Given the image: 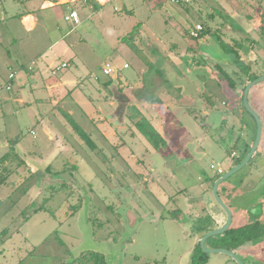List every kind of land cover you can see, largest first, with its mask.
I'll use <instances>...</instances> for the list:
<instances>
[{
  "label": "rangeland",
  "instance_id": "obj_1",
  "mask_svg": "<svg viewBox=\"0 0 264 264\" xmlns=\"http://www.w3.org/2000/svg\"><path fill=\"white\" fill-rule=\"evenodd\" d=\"M186 4L168 1L165 24L159 23L151 30L156 35L130 39L135 43L112 45L116 47L113 53L106 52L107 45L95 44L89 38L86 43L74 41L72 48L80 58L95 51V59L88 60L89 69L83 64L78 69V64H74L57 76L51 74L52 79L63 75L68 80L82 78V92L71 95L64 106L91 132L96 149L74 134L51 105L37 100L50 94L39 82L33 85L40 86L38 91L30 92L29 99L26 97L31 103L28 106L20 107L21 103L12 98L17 84L9 81L8 76L12 66L19 62L13 58L27 62L22 59L19 43L25 47L31 35L13 21L11 11L7 13L1 7V14L8 17L0 21V47L5 58L0 57V231L6 230L0 242L1 264H71L76 257L83 264H190L192 252L201 239L197 240V234L203 237L202 226L209 221L206 215L195 222L190 218L195 211L188 202L201 192L198 176L203 171L217 173L211 164H221L225 169L235 166L231 159L233 152L238 159L243 158L247 147L254 143L257 129L255 118L241 100L247 77L230 60L231 55L226 54L220 41L237 48L251 65V72H263L264 31L260 27L264 24V0H195ZM93 20L97 21L96 16ZM197 25L202 29L194 36L192 30ZM186 29L191 32L188 34ZM200 41L204 43L200 51L192 50L199 48ZM68 42L71 45L69 39ZM39 46L42 48L43 43ZM160 52L167 56L159 61ZM73 54L71 51L65 58ZM199 60L201 64L197 63ZM106 62L119 66L122 83L144 82L145 86L141 91L126 90L123 85L121 92L114 85L111 91L102 89L94 76L101 74L100 65ZM125 62L130 64L129 68L123 67ZM160 63L162 67L157 66ZM218 64L237 83L236 95L240 98L231 97L228 82L218 77ZM157 69L160 76L152 73ZM154 78L168 90L163 94L164 104L151 101L155 92L149 88ZM7 81L11 82L9 90ZM201 91L206 96L202 101L208 103L203 110L212 117L202 113L197 100ZM10 93L12 97L6 101ZM178 94L180 106L175 102ZM106 95L113 99V105L103 99ZM249 102L261 118L262 139L257 154L222 182L219 192L234 213L233 226L257 221L261 230L264 228L263 83L251 88ZM174 104L178 108H172ZM92 107L99 110L93 119L89 116ZM188 107L198 109L199 116L186 114L181 118L189 131L186 133L173 120L167 121L165 112L174 109L178 114ZM216 109L229 111L225 114L229 117L221 118ZM233 110L241 115L242 121L233 117ZM144 118L167 140L169 149L160 153L139 129L137 122ZM100 119L107 121L105 128ZM110 131L116 134L106 137ZM17 139L18 142L13 141ZM8 141L19 143L20 149L19 157L11 162L9 156L11 163L5 167L2 159L9 149L5 146ZM176 167L181 170L172 173ZM56 172L59 176L54 175ZM226 183L237 188L239 196L232 203L223 193ZM51 184L55 186L50 187ZM59 186L62 187L55 191ZM45 198L50 200L46 202ZM212 198L220 207L213 192ZM44 203L48 210L32 213L33 208ZM255 204L261 207L259 212H253ZM198 205L196 201L195 206ZM207 243L211 247V242ZM236 253L245 264H264V234L239 247ZM207 254L206 264H239L226 253Z\"/></svg>",
  "mask_w": 264,
  "mask_h": 264
},
{
  "label": "crops",
  "instance_id": "obj_2",
  "mask_svg": "<svg viewBox=\"0 0 264 264\" xmlns=\"http://www.w3.org/2000/svg\"><path fill=\"white\" fill-rule=\"evenodd\" d=\"M168 1L171 3H176L171 0H11V1L0 0V21H5L8 18L7 15L1 14L2 8L7 13L11 11L10 17L13 18V21L19 23L23 27L24 31L29 33L28 36L31 35V38L25 43V47H23V45H20L21 43H19L21 50L20 52L23 57L22 59H26L27 62L24 63L21 62L19 58L18 59L16 57L13 58L16 61L18 60L19 62L17 63L16 66H12L8 78L9 81H12L13 84L14 83L17 84V89L13 92V97H12V93H10V96H8L5 100L9 101V98L12 97L13 99H15L16 101L18 100L21 103L20 107L28 106L31 103L26 100V97L27 99H29L28 97L30 95V92H33L35 90L38 91V88L40 86L38 88H35L33 85L39 82L42 86V89L49 92L50 94H48V96L38 98L37 100L51 105L50 108L53 111H55V114L58 115L60 114L61 117L65 118L64 114L68 113L75 119L72 113L68 111L64 106V102L74 93L82 92L83 90L82 85L84 83L82 78H80V80H76V79L68 80V79H64V75L61 77L60 76L57 77V79L51 78L52 75L57 76L61 70H63L64 68L70 65L78 64V69H79V64H83L85 65V67L88 68L89 65L88 60L90 58H92V60L95 59L96 53L95 51H92V53H88V55L86 56L83 55L84 56L83 58H85V61H83V58L82 57L80 58L76 54L77 52L75 51L77 50L75 48H72V45L74 46L75 44L74 41L78 40L80 43L83 42L86 43L89 38L91 39L90 41H92L95 44H103L105 45V47L107 45L108 50L106 52L109 51L110 53H113L114 51H116V47L112 45L135 43L136 42L135 40L130 41V39L132 38L133 39L150 38L153 35H156L153 34L154 32H151V30H153V28L157 24L159 23L160 25L165 24L164 18L169 10L168 7L166 6ZM178 4H186V3H178ZM72 10H77L80 18L79 23H75L73 20H67L65 18L66 15H68ZM94 16H96L97 21L93 20ZM161 19H163L164 21H161ZM133 29H135V31L136 29L138 30L135 32ZM127 38L128 40H126ZM68 39L71 45H69ZM16 40L17 38H14V41ZM71 41H73V44ZM1 43L2 41H0V45ZM39 43H43L42 48L39 46ZM202 44L204 43L202 42ZM1 50L3 49L0 47V57L2 60H5V58L3 57L4 55H2L1 53ZM71 51H74L73 57L71 56L69 59H66L65 57H67V55ZM33 53L35 54L31 56ZM102 55L104 54H101V56ZM165 56H167L165 52L163 53L160 52L158 53L157 59L160 61L162 57ZM63 62H66L67 66L54 73L52 70L53 66ZM126 63L128 64L127 67L124 66ZM104 65L105 63L103 65H100L101 74L99 75V73H97L94 76V78L99 81V86L102 89L111 91L112 86L114 85L117 86L119 92H121V87L123 86H125L126 90L136 89L138 91H141L139 89H142L145 86V84L143 85L144 82H136L134 84L122 83L120 81L121 79L120 70L118 69L119 70L118 75L115 74L107 75L103 72ZM157 66L162 67L163 64L160 63L157 64ZM123 67L129 68L130 64L128 62H125L123 64ZM159 70L160 69H157L156 72H152V73L155 74L156 76H160L158 74ZM12 72L15 73L14 78H10V74ZM164 72L165 70L161 68V72H160L161 75H164ZM130 86H132V88H130ZM162 87L163 86L161 84V81L154 78L153 85L151 86V88H149L150 91L155 92L154 97L151 99V101H153V99L159 98L160 100L159 101L157 100L156 102L162 104L165 103L163 94L167 93L166 91L168 90L163 89ZM7 89L9 90L11 88H7ZM204 96H205V92L202 91L197 94V100L198 102H200V105L202 106L201 108L202 110L206 109V107L208 106L207 105L208 103L206 101H202L204 99ZM178 98H180L179 94L177 95V99L175 102L180 106ZM103 99L109 101L110 105L114 104L113 99L109 98L108 95L103 97ZM88 100L91 101L92 98L89 97ZM174 105L175 106L172 105V108L174 109L178 108L176 104ZM201 109L199 108L200 111ZM197 111L198 109L195 110L193 109V107H188L186 108V110L184 111L180 110L178 114L176 113V118L172 120L174 121V123L175 121L176 123L178 121L182 125V127H184L187 133L189 131L182 124L181 118H183L186 114H190L194 117L199 116ZM202 113L212 117V115H210L209 111L207 110H203ZM98 115H99V110L92 107V110H90V114H89L91 119H93L94 116H98ZM99 121L102 120L100 119ZM102 122H103V128H105L104 126L107 123V121L105 120ZM103 132L106 134L105 129ZM32 133L35 134L34 130H32ZM89 133L91 134V132ZM115 134L116 132L110 131L107 133L106 137L114 136ZM91 137L93 139L92 134ZM13 141L18 142V139ZM13 141H11V143L10 141H8V144L5 146H8L9 149L4 153V155L6 154L10 155L11 162L12 160H14V158L19 157L18 152L20 149L19 143H14ZM95 143L97 144L96 141ZM238 158L239 157H231V159L235 162ZM66 164L68 163L65 162V165ZM220 166L222 165L220 164ZM66 167L67 165L65 166V168ZM73 167L77 168L78 166L77 164H73ZM232 167H229L228 169ZM228 169L224 168V170L226 171ZM180 170L181 168L178 167L173 168L172 173H176ZM54 175L59 176L58 172H56ZM218 176H219L218 173L209 174L206 171H203L201 174H199L198 182H199V187L201 188V192L199 193L198 197H195L194 200L191 199L189 200L190 202H188L189 208L192 209L193 212L195 211V214L190 215L191 216L190 218L192 219L193 222L198 221L200 218L204 217L205 215L211 217V219L207 223H205L202 227L205 226L210 228H217L223 225V223L226 221L225 211L222 209L220 205H219L220 207H218L212 198V192H213L212 187ZM50 177L51 176H49V178ZM53 186L55 185L53 184L50 185V187ZM236 189L237 188L234 187L233 183H226L225 185H223V193L228 197L231 203L238 198L237 196H239L236 193ZM240 189L243 190L242 187H240ZM232 190H235L234 194L232 193L230 194ZM196 201L199 203L198 206H195ZM36 212L38 211H32V213L34 214H36ZM32 213H30V215H32ZM30 217L31 216H29L27 219H29ZM203 231H204L203 234L208 232L206 230ZM1 232L3 235L6 233V230H2ZM199 238H201V235L197 234V240ZM34 250L35 248H33L31 251L32 255L35 254ZM73 263L83 264L82 262L80 263L79 260H77V257L72 261L71 264Z\"/></svg>",
  "mask_w": 264,
  "mask_h": 264
},
{
  "label": "trees",
  "instance_id": "obj_3",
  "mask_svg": "<svg viewBox=\"0 0 264 264\" xmlns=\"http://www.w3.org/2000/svg\"><path fill=\"white\" fill-rule=\"evenodd\" d=\"M187 5V4H185ZM261 30L263 29L264 31V24L262 23V27H260ZM187 33L189 34L191 32V29H186ZM186 33V34H187ZM204 34L207 33V30L203 31ZM192 37H194L192 35ZM220 44L223 48V50L226 52V54L228 53L229 55H231L230 60L234 61L235 64H237L241 71L243 72V76L247 77V80L245 81V83L248 80H252L255 79L256 77H258V74L256 72H251V65H249L248 63H246L244 61V58H242L240 52L238 51L237 48H234L232 45H230L229 43L226 42H221ZM199 48H191L192 50H199L202 48V44L201 42H199L198 44ZM239 47L242 46L241 43L238 44ZM198 64H201V60L197 61ZM218 69L220 70V75H218V77H220L221 79H224L228 82V86L229 89H235L237 86V83L235 82V80L231 77V75L220 65H217ZM245 85V84H244ZM245 87V86H244ZM237 99V95L235 96ZM233 97V98H235ZM159 101V98L153 99V101ZM65 118H66V122L71 126L73 132L84 142L86 143L88 146H90L92 149H96L97 148V144L95 143V141L92 139L91 134L89 132H87L80 123H78L70 114L65 113ZM166 119L167 121L169 120L171 122L172 119L176 118V113L174 109H168V111H166ZM176 123V121H175ZM176 125H178L180 128H182L181 124L177 121ZM137 126L139 127V129L144 133V135L153 142V144L156 146V148L162 152L166 151V149H169L167 140L165 138L162 137V135H160L158 133V131L155 129V127L151 124V122L149 120H147L146 118H144L143 120H140L137 122ZM256 132V131H255ZM246 145H249L247 142L245 143ZM252 145H249L247 147V151L244 155V157L247 155V153L249 152V150L251 149ZM161 153V152H160ZM257 154V152L255 153V155ZM8 154L3 156V163L4 166L7 167L8 163V159H9ZM243 157V158H244ZM243 158L241 159H237L236 160V164L240 163ZM61 187L55 188V191L58 190ZM49 200V198H45V201L47 202ZM44 201V202H45ZM48 210L46 208L45 203L39 207L33 208L32 211H39V210ZM211 219V217H209V220ZM259 222H250V223H246L244 225H238V226H233L231 225V227L224 233L219 234V235H215L210 237L209 239H207L206 243L208 241L211 242V244L209 246L211 247H223V248H227L230 249L232 251L237 252V249L239 247H241L242 245H244L245 243L252 241L253 239L261 236L262 234H264V228L259 230ZM203 230L206 231H210L214 228H210V227H202ZM2 234V232H1ZM1 241V238H0ZM208 244V243H207ZM95 257V256H94ZM94 259V258H93ZM208 262V254L202 250L200 243L198 242L195 249L192 252L191 255V262L190 264H206Z\"/></svg>",
  "mask_w": 264,
  "mask_h": 264
},
{
  "label": "water",
  "instance_id": "obj_4",
  "mask_svg": "<svg viewBox=\"0 0 264 264\" xmlns=\"http://www.w3.org/2000/svg\"><path fill=\"white\" fill-rule=\"evenodd\" d=\"M258 83H263V86H264V72L260 76L249 81L246 84L245 89H244V94H243L244 105H245L246 109L255 118L256 125H257L254 143H253L251 149L249 150V152L247 153V155L243 158V160L240 163H238L237 165H235L234 167H232L231 169H229L226 173H224L218 179H216L214 184H213L214 198L216 199L218 204L222 207V209L225 211L226 221L223 223V225H221L217 228H214V229L208 231L207 233H205L199 241L200 246L203 249V251H205L207 253H214V252L226 253L229 256H231L233 259H235L239 264H245V263L242 260V258L235 251H232L230 249L223 248V247H208L206 245V241L208 238H210L212 236L219 235V234L226 232L231 227V225L233 223L234 214H233V211L230 208V206L222 198V196L219 192V186L222 182L226 181L233 174H235L237 171H239L241 168H243L246 164H248V162L252 159V157L257 152V149H258L259 144H260L261 139H262L263 126H262L261 118H260L259 114L252 108V106L250 105V102H249V92H250L251 88Z\"/></svg>",
  "mask_w": 264,
  "mask_h": 264
},
{
  "label": "built area",
  "instance_id": "obj_5",
  "mask_svg": "<svg viewBox=\"0 0 264 264\" xmlns=\"http://www.w3.org/2000/svg\"><path fill=\"white\" fill-rule=\"evenodd\" d=\"M173 2H176V3H191V2H194L195 0H171ZM67 20H73L75 23H79L80 22V18H79V15H78V12L77 10H72L68 15H66L65 17ZM202 29V26L201 25H197L195 29L192 30V34L194 36H198L199 35V30ZM67 66V63L66 62H63V63H59V64H56L55 66H53V72L56 73L57 71L61 70L62 68L66 67ZM125 67L128 66V64L126 63L124 65ZM118 66L112 64V63H105L104 67H103V72L107 75H118L119 74V70H118ZM15 77V73L12 72L10 74V78H14ZM7 88H11V83H9L7 85ZM235 156H238L236 152H233L232 154V157H235ZM211 168L216 170L218 174H222L225 170L222 166L220 165H215V164H211ZM2 234H1V231H0V238H1ZM1 242V241H0ZM0 254H1V250H0ZM1 264V263H0Z\"/></svg>",
  "mask_w": 264,
  "mask_h": 264
},
{
  "label": "flooded vegetation",
  "instance_id": "obj_6",
  "mask_svg": "<svg viewBox=\"0 0 264 264\" xmlns=\"http://www.w3.org/2000/svg\"><path fill=\"white\" fill-rule=\"evenodd\" d=\"M247 63V62H246ZM249 64V63H248ZM263 72H264V69H263ZM263 72H259V73H257L258 74V76H260ZM243 73V72H242ZM243 75V74H242ZM257 78V77H256ZM253 80V79H252ZM249 81H251V80H248L247 82H246V84L249 82ZM246 84L244 85V86H246ZM244 89H245V87H244ZM244 89H243V94H244ZM230 91H231V94H232V96L231 97H233V96H236V94H237V86H236V88L235 89H230ZM243 94H242V96H241V100L243 101ZM238 95V94H237ZM236 98V97H235ZM238 98H240L239 96L237 97V99ZM243 105H244V102H243ZM244 107H245V105H244ZM253 108V107H252ZM254 109V108H253ZM224 109H222V111L220 110V109H216V112H217V115H221V118L223 117V118H228L225 114H227L228 115V113H229V111H227V110H224ZM219 113V114H218ZM233 113L235 114L233 117H238V119L239 120H241V115H239L235 110H233ZM232 116V115H231ZM230 118H232V117H230ZM242 121V120H241ZM237 165V164H236ZM234 167V166H233ZM231 169V168H230ZM229 170V169H228ZM227 170V171H228ZM226 170L222 173V174H220L219 176H218V178L220 177V176H222L224 173H226L227 172ZM217 178V179H218ZM257 204H255V206H256ZM258 206V205H257ZM255 207L254 208V211L253 212H259L260 210H261V207ZM260 206V205H259Z\"/></svg>",
  "mask_w": 264,
  "mask_h": 264
}]
</instances>
